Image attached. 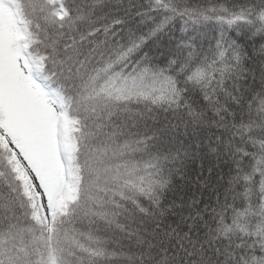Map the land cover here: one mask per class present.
I'll return each mask as SVG.
<instances>
[{"label": "snow or ice", "instance_id": "1", "mask_svg": "<svg viewBox=\"0 0 264 264\" xmlns=\"http://www.w3.org/2000/svg\"><path fill=\"white\" fill-rule=\"evenodd\" d=\"M0 264H264V0H0Z\"/></svg>", "mask_w": 264, "mask_h": 264}]
</instances>
